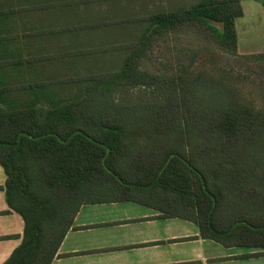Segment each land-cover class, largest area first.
I'll return each mask as SVG.
<instances>
[{"label":"trees","instance_id":"1","mask_svg":"<svg viewBox=\"0 0 264 264\" xmlns=\"http://www.w3.org/2000/svg\"><path fill=\"white\" fill-rule=\"evenodd\" d=\"M122 1L0 0L2 189L25 224L4 264H52L81 207L112 202L264 248L263 85L257 103L223 69H151L172 34L236 54L245 0Z\"/></svg>","mask_w":264,"mask_h":264},{"label":"crops","instance_id":"2","mask_svg":"<svg viewBox=\"0 0 264 264\" xmlns=\"http://www.w3.org/2000/svg\"><path fill=\"white\" fill-rule=\"evenodd\" d=\"M0 164V264L20 246L24 220L7 204ZM52 264H264V248L227 246L199 225L135 202L87 204Z\"/></svg>","mask_w":264,"mask_h":264},{"label":"rangeland","instance_id":"3","mask_svg":"<svg viewBox=\"0 0 264 264\" xmlns=\"http://www.w3.org/2000/svg\"><path fill=\"white\" fill-rule=\"evenodd\" d=\"M197 0H153L149 3L147 9L153 10L162 5V7L169 8L171 6H186L190 2ZM122 3H128L123 0ZM136 9H139L142 2L137 1ZM244 15L237 18L236 28L238 33V46L236 54H231L220 50L217 47H207L205 43H198L193 39L191 32H184L178 35L172 34L170 41L157 46L154 50L153 62L151 69L162 67L163 64L166 68H170L175 72L180 65L192 66L195 69H208L211 71L225 70L232 75H240L247 78L245 89L247 93L252 96L257 103L260 102L258 94V87H264V62L253 59L264 53V11L263 5L257 0H245L241 2ZM107 8V6H105ZM144 10V9H143ZM112 14L109 16V23L105 27L112 34L124 33L126 25H122L120 21L121 15ZM115 22V18L119 19ZM117 21V20H116ZM92 22V20H91ZM119 27V28H115ZM124 29V30H123ZM155 67V68H154ZM122 96L118 95L120 99ZM131 97L134 100L139 98V89H133ZM129 101V94L125 95L120 101Z\"/></svg>","mask_w":264,"mask_h":264}]
</instances>
